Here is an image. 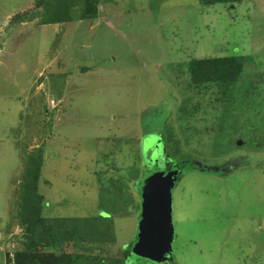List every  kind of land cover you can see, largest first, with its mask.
<instances>
[{
	"label": "rangeland",
	"instance_id": "obj_1",
	"mask_svg": "<svg viewBox=\"0 0 264 264\" xmlns=\"http://www.w3.org/2000/svg\"><path fill=\"white\" fill-rule=\"evenodd\" d=\"M27 7L23 22L8 20ZM97 7L95 19L48 24L35 0H0V264H16L14 251L27 245L16 143L31 153L44 146L45 215L87 231L85 248L70 244L68 252L114 264L127 243L132 251L136 204L150 178L168 169L169 152L226 172L183 169L177 178L178 263L264 264V0ZM225 55L246 57L227 94L189 83V60ZM100 209L114 220L103 239L88 219Z\"/></svg>",
	"mask_w": 264,
	"mask_h": 264
},
{
	"label": "trees",
	"instance_id": "obj_2",
	"mask_svg": "<svg viewBox=\"0 0 264 264\" xmlns=\"http://www.w3.org/2000/svg\"><path fill=\"white\" fill-rule=\"evenodd\" d=\"M200 4L205 6H213L215 4H235L243 3L251 0H198ZM101 0H35V3L42 6L43 18L46 23H65L77 19H95L99 16L98 5ZM79 8V15L74 14L73 9ZM26 10H19L9 17L10 20H25L24 15L29 13V7ZM25 13V14H24ZM22 14V17L20 15ZM72 15L74 17H72ZM29 16V14H28ZM20 17V18H19ZM76 17V18H75ZM42 18V16H41ZM19 22V23H20ZM246 64V57L244 55H225L213 56L204 58H192L186 63V72L189 76V83L195 88L202 90L206 88H217L218 93L225 95L234 86V84L241 78ZM88 68L81 71H87ZM45 113L49 116V112L45 109ZM48 112V113H47ZM15 148L20 152V158L24 164V180L21 184V199L19 201V218L21 225L24 227V237H26L27 245L24 248H17L12 257L16 264H91L92 259L96 258V264H103L105 258L99 255H87L84 252H68L65 250L66 245H73L76 249L85 248L83 243L88 241L86 236L87 231L79 230L75 223L69 218L57 217L51 218L44 213V198L45 196L39 192V186L44 169V146L39 147L36 151L27 152L26 147L20 148L18 143ZM166 146L168 143L166 141ZM168 153L167 168L179 170L177 178H181L183 169H195L203 171V167H198L194 161L191 160H176ZM170 155V156H169ZM174 161V162H173ZM178 167H176V166ZM167 171V169H166ZM166 171H163L166 173ZM208 172L223 173L220 169L209 168L204 170ZM226 173V172H225ZM177 179V180H178ZM176 180V183H177ZM176 185V184H175ZM139 197L140 201L136 204L138 211L143 205V190ZM116 207V206H115ZM104 210L100 209L96 215L88 218L89 221H94L92 227H87L92 232L99 233L100 237H109L113 225V218L109 215L103 214ZM133 212V210H132ZM136 214V213H135ZM112 217V216H111ZM58 220H61V224ZM111 220V224L108 221ZM141 220V216H140ZM53 222L56 227L50 225ZM104 221V225H103ZM106 221V222H105ZM70 222L72 225L69 226ZM140 223V222H139ZM175 226V225H174ZM85 227V229L87 228ZM139 228V227H138ZM89 230V231H90ZM96 230V231H95ZM177 234L175 228V236ZM174 236V240H175ZM100 242L99 239L92 240ZM102 241V240H101ZM47 243L42 248L39 245ZM174 243V241H173ZM50 247L52 249L47 250ZM87 246V245H86ZM127 247L121 248V257L113 260L114 264H133V256L129 244ZM134 246V245H133ZM53 248H56L54 251ZM60 248V249H58ZM129 249V253H128ZM131 251V252H130ZM98 259V261H97ZM112 262V261H111ZM168 264H179L177 255L173 248L170 260L166 261Z\"/></svg>",
	"mask_w": 264,
	"mask_h": 264
},
{
	"label": "water",
	"instance_id": "obj_3",
	"mask_svg": "<svg viewBox=\"0 0 264 264\" xmlns=\"http://www.w3.org/2000/svg\"><path fill=\"white\" fill-rule=\"evenodd\" d=\"M194 162L198 167L203 166ZM202 169L208 170L209 167L203 166ZM178 173L176 169L167 174L159 171L143 189L139 235L132 250L137 256V264H161L170 260L175 236L172 190Z\"/></svg>",
	"mask_w": 264,
	"mask_h": 264
},
{
	"label": "flooded vegetation",
	"instance_id": "obj_4",
	"mask_svg": "<svg viewBox=\"0 0 264 264\" xmlns=\"http://www.w3.org/2000/svg\"><path fill=\"white\" fill-rule=\"evenodd\" d=\"M172 170H174V169H167V171H166V173L165 174H167L169 171H172Z\"/></svg>",
	"mask_w": 264,
	"mask_h": 264
}]
</instances>
